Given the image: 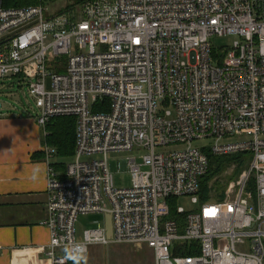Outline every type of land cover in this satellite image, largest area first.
I'll return each mask as SVG.
<instances>
[{
    "label": "built area",
    "instance_id": "1",
    "mask_svg": "<svg viewBox=\"0 0 264 264\" xmlns=\"http://www.w3.org/2000/svg\"><path fill=\"white\" fill-rule=\"evenodd\" d=\"M213 37L237 40L222 53ZM0 83L27 87L46 134L76 121L65 172L46 151L50 264L94 244L148 248L154 264H264V0H92L57 15L0 0ZM130 152L142 162L124 161L132 186L117 189L108 157ZM208 154L234 157L232 172L247 162L219 202ZM90 214L110 216L112 238L101 225L78 237Z\"/></svg>",
    "mask_w": 264,
    "mask_h": 264
},
{
    "label": "crops",
    "instance_id": "2",
    "mask_svg": "<svg viewBox=\"0 0 264 264\" xmlns=\"http://www.w3.org/2000/svg\"><path fill=\"white\" fill-rule=\"evenodd\" d=\"M48 135L36 117L0 112V264H50V232L40 225L47 219V149L56 151V171L67 164Z\"/></svg>",
    "mask_w": 264,
    "mask_h": 264
},
{
    "label": "rangeland",
    "instance_id": "3",
    "mask_svg": "<svg viewBox=\"0 0 264 264\" xmlns=\"http://www.w3.org/2000/svg\"><path fill=\"white\" fill-rule=\"evenodd\" d=\"M73 4L72 0H58L55 4L47 5L49 12L56 15L57 13L65 10L69 5ZM237 40L236 37L218 38L213 37L211 39L212 45L225 53L228 49L232 48L234 42ZM3 83H0V101L3 107L0 112L13 111L15 113H26L32 117H37V108L35 107V100L27 93V87L23 85L7 83L1 87ZM27 111V112H26ZM211 143L209 140L196 142L194 145L197 147H205ZM182 147L174 148H163L158 153L168 154L174 151H180ZM141 154L136 152L110 154L108 157L109 169L114 176L115 187L117 189H128L132 186V175L126 170L124 161L127 158L136 157L139 162H142ZM224 159V160H222ZM248 161L250 158H247ZM72 160H65V164L70 163ZM222 163V164H221ZM234 163V157L232 158H221L220 159V170L221 180L216 185V189H219L218 196L214 197L212 202H219L222 199V194L225 184L233 181L239 177L241 172L246 168V163H240L235 172L231 171V165ZM219 170V169H218ZM218 200V201H216ZM176 206L178 208H184L185 211L191 212L196 211L200 208V204H193L189 197H180L176 200ZM98 225L105 227V216L104 215H81L76 224L77 235L80 238L84 231L95 229ZM84 264H154L153 253L148 248H134L130 245H101L94 244L89 247L87 254L82 256Z\"/></svg>",
    "mask_w": 264,
    "mask_h": 264
},
{
    "label": "trees",
    "instance_id": "4",
    "mask_svg": "<svg viewBox=\"0 0 264 264\" xmlns=\"http://www.w3.org/2000/svg\"><path fill=\"white\" fill-rule=\"evenodd\" d=\"M58 0H3L6 8H18L27 6L49 5L55 4ZM87 1L92 0H72L73 4L67 6L65 10L57 13L63 14L70 9L81 5ZM56 14V15H57ZM97 111H102L97 109ZM48 131V144L56 148L58 156L64 160H73L76 151V121L74 118H61L55 120L50 126L47 127ZM210 160V172L215 173L220 169L221 157H216L208 154ZM224 160V159H222ZM62 167L65 163H61ZM192 254V252H189ZM67 264H84L80 256H67Z\"/></svg>",
    "mask_w": 264,
    "mask_h": 264
},
{
    "label": "water",
    "instance_id": "5",
    "mask_svg": "<svg viewBox=\"0 0 264 264\" xmlns=\"http://www.w3.org/2000/svg\"><path fill=\"white\" fill-rule=\"evenodd\" d=\"M2 108V103L0 102V109ZM105 228L107 232L108 238H112L113 229H112V222L110 216L105 217Z\"/></svg>",
    "mask_w": 264,
    "mask_h": 264
}]
</instances>
